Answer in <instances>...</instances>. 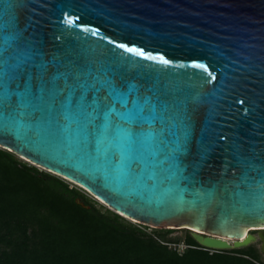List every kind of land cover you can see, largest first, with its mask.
Returning a JSON list of instances; mask_svg holds the SVG:
<instances>
[{"label": "water", "instance_id": "water-1", "mask_svg": "<svg viewBox=\"0 0 264 264\" xmlns=\"http://www.w3.org/2000/svg\"><path fill=\"white\" fill-rule=\"evenodd\" d=\"M0 149L204 250L254 244L264 0H0Z\"/></svg>", "mask_w": 264, "mask_h": 264}, {"label": "trees", "instance_id": "trees-1", "mask_svg": "<svg viewBox=\"0 0 264 264\" xmlns=\"http://www.w3.org/2000/svg\"><path fill=\"white\" fill-rule=\"evenodd\" d=\"M85 194L0 149V264H264L251 245L210 253L189 232L146 233Z\"/></svg>", "mask_w": 264, "mask_h": 264}, {"label": "rangeland", "instance_id": "rangeland-1", "mask_svg": "<svg viewBox=\"0 0 264 264\" xmlns=\"http://www.w3.org/2000/svg\"><path fill=\"white\" fill-rule=\"evenodd\" d=\"M19 159V158H18ZM20 161H23L21 159H19ZM24 162V161H23ZM40 170V169H39ZM42 171V170H40ZM66 182V181H65ZM70 187H76L74 186L73 184L69 183V182H66ZM78 188V187H76ZM79 189V188H78ZM85 196L91 200H93L94 202L97 203L98 206H103L100 202H98L97 200H95L94 198L90 197L88 194H85ZM105 207V206H104ZM106 208V207H105ZM126 220V219H125ZM128 221V220H127ZM131 224L137 226V227H140L142 230H144L146 233H152L155 229H152L151 227L149 226H145V225H142V224H139V223H135V222H131L129 221ZM190 233V231L188 230H175L173 231V233H171V235H169V237H173V238H184V236L186 235V233ZM253 236H255L256 238V242L254 244H252L251 246H254L258 251L260 249V244H259V238L264 236V231H251L250 232ZM169 247L171 248H176L177 251L179 253H182L184 250H185V245H183V243H180L179 246L175 247L174 245H170ZM260 259L261 261L264 263V255L263 254H260Z\"/></svg>", "mask_w": 264, "mask_h": 264}, {"label": "flooded vegetation", "instance_id": "flooded-vegetation-1", "mask_svg": "<svg viewBox=\"0 0 264 264\" xmlns=\"http://www.w3.org/2000/svg\"><path fill=\"white\" fill-rule=\"evenodd\" d=\"M259 244H260L259 252L260 254L264 255V236L259 238Z\"/></svg>", "mask_w": 264, "mask_h": 264}, {"label": "built area", "instance_id": "built-area-1", "mask_svg": "<svg viewBox=\"0 0 264 264\" xmlns=\"http://www.w3.org/2000/svg\"><path fill=\"white\" fill-rule=\"evenodd\" d=\"M185 248H186V246H185ZM210 253H213L212 251H209Z\"/></svg>", "mask_w": 264, "mask_h": 264}, {"label": "bare ground", "instance_id": "bare-ground-1", "mask_svg": "<svg viewBox=\"0 0 264 264\" xmlns=\"http://www.w3.org/2000/svg\"><path fill=\"white\" fill-rule=\"evenodd\" d=\"M249 230H251V229H248L247 231H249Z\"/></svg>", "mask_w": 264, "mask_h": 264}]
</instances>
